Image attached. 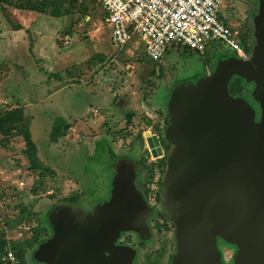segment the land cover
<instances>
[{
	"label": "rangeland",
	"instance_id": "1",
	"mask_svg": "<svg viewBox=\"0 0 264 264\" xmlns=\"http://www.w3.org/2000/svg\"><path fill=\"white\" fill-rule=\"evenodd\" d=\"M100 1L61 0L62 10L71 7L69 15L55 18L35 14L25 21L28 29L19 32L14 26L20 25V13L8 8L6 16L0 8V113L17 105L25 108L26 126L36 144L42 166V171L30 170L20 136H14L6 144L1 141L0 135V244L5 240L0 252L25 249V264H38L32 261L34 251L53 236V231L46 229V226L49 227L47 215L52 206L64 204L62 202L74 194L108 193L113 154L121 153V142L114 141L113 134H118L120 138L123 135L134 137L147 132L150 121L166 135L164 122L169 116L166 105L172 88L180 83H195L211 74L218 60L229 54L236 55L219 42H212L204 55L175 47L155 62L146 55L145 43L137 35L121 50L115 49L109 41V26L106 25V33L100 37L102 39L94 37V30L99 25L93 26V20L85 27H78L84 14L100 22L103 20L104 10ZM242 2L245 5H238V11L248 18V29L239 27L234 32L238 31L239 37L248 32L250 44L254 46L253 17L257 13V1ZM219 21L224 24L229 21L225 5L220 9ZM72 32H77L79 36L75 38L74 34L66 45L65 37L71 36ZM38 62H43L41 68L48 69V62L52 63V68L56 67L52 75L55 82L49 85L41 79L35 83L30 79V74L40 76L35 73ZM44 75L46 73L43 72ZM61 77L66 83L75 85L54 96L52 91L56 90L51 87L60 82L56 80H61ZM252 90L253 85L248 84L243 97L260 116L259 106L251 99ZM89 104L94 109L99 108L100 112L107 107L115 110L121 123L124 121L123 126H119L120 122L118 128L108 129L101 123L81 124L72 127L58 143L52 142L50 135L57 119L62 114L72 117ZM96 114L92 113L97 117ZM112 129H116L115 132L112 133ZM150 130L155 132L154 128L150 127ZM124 144L126 147L123 150L131 147L130 154L137 155V148ZM21 181L26 185L21 187ZM51 189L54 192L47 195L46 192ZM25 226L35 230L26 231L23 241L18 232ZM36 236L39 242L31 245L30 238ZM165 238L164 234L159 235L155 245L148 243L140 254L146 258L163 246ZM228 244L223 242L221 245L224 251L221 260L224 264H233L238 250Z\"/></svg>",
	"mask_w": 264,
	"mask_h": 264
},
{
	"label": "water",
	"instance_id": "2",
	"mask_svg": "<svg viewBox=\"0 0 264 264\" xmlns=\"http://www.w3.org/2000/svg\"><path fill=\"white\" fill-rule=\"evenodd\" d=\"M256 1L252 53L229 54L208 76L175 85L167 99L165 137L172 149L163 204L175 226L172 264H224L218 238L237 247L233 264H264V0ZM234 77L253 85L260 116L244 97L230 95ZM146 137L152 155H161L157 137ZM133 167L124 158L112 164L109 202L92 212L83 202L52 206L47 220L53 236L32 261L134 264L137 251L115 245L122 232L151 239L150 208L135 188Z\"/></svg>",
	"mask_w": 264,
	"mask_h": 264
},
{
	"label": "built area",
	"instance_id": "3",
	"mask_svg": "<svg viewBox=\"0 0 264 264\" xmlns=\"http://www.w3.org/2000/svg\"><path fill=\"white\" fill-rule=\"evenodd\" d=\"M101 5L112 29L111 45L115 49L121 50L137 35L145 43L146 55L155 62L178 46L204 55L212 42H219L241 58L248 56L237 33L219 21L223 0H101ZM88 21V17H82L79 24ZM70 41L66 36L65 44ZM20 185L26 184L21 181ZM53 192L51 189L46 194ZM29 229L21 228L18 237L22 238ZM0 261L21 264L13 249L0 252Z\"/></svg>",
	"mask_w": 264,
	"mask_h": 264
},
{
	"label": "flooded vegetation",
	"instance_id": "4",
	"mask_svg": "<svg viewBox=\"0 0 264 264\" xmlns=\"http://www.w3.org/2000/svg\"><path fill=\"white\" fill-rule=\"evenodd\" d=\"M247 3V2H246ZM245 5L242 0H226L223 5H225V10L228 13L229 21L226 24L232 28H239L247 30V19L245 15H240L238 11V5ZM222 5V6H223ZM247 12V11H246ZM237 21L236 23H233ZM236 33L239 32L236 31ZM227 51H231L229 48H225ZM151 129L155 126L151 125ZM149 127V128H150ZM147 132L141 133L134 137H129L127 135H123L121 138L119 136L115 137L112 135L114 141L121 142L120 154H113V159L111 162V166L118 159H130L132 165L134 166V185L138 192V195L145 202L146 206L150 208V215L147 219V223L151 232V239L146 242H142L139 240V237L134 232H122L118 239L115 241L116 246H129L137 251V255L133 261L134 264H172L173 257L176 253V238H175V226L172 222L166 219V207L163 204L164 197V179L167 169V159L171 151V144L167 141L163 130L159 131L155 130L152 132L150 129L146 130ZM146 133H150V136H156L158 139L159 146L162 150V154L154 157L148 148ZM117 138V139H115ZM130 138V139H129ZM126 143L128 146H132L133 148H137V155H131V147L130 149L123 150ZM151 143H155L154 140H151ZM126 147V146H125ZM133 152V149H132ZM111 182L113 180L114 171L111 170ZM110 182V185H111ZM103 188H106L102 185ZM111 186L107 188L110 189ZM106 188V189H107ZM103 190V189H102ZM106 195V196H104ZM104 195H94L90 193H85L84 195L74 194L64 200L62 203L64 204H75L80 199L83 200L81 202H85L87 204L86 211L92 212L95 208L101 207L106 202H109V193H105ZM80 202V201H79ZM50 228V226H46V229ZM30 228L29 230H31ZM32 230H35L33 228ZM50 230H52L50 228ZM39 232V229H38ZM164 234L165 242L163 246L154 250L152 254L148 255L146 258L140 254V250L148 247V243H152L155 245V242L158 241V236ZM23 241L25 239L22 238ZM31 240V238H30ZM27 241V240H26ZM223 241L218 238V247L220 254L224 257V251L222 249ZM228 244V243H226ZM229 245V244H228ZM234 250L237 248L235 245ZM228 248L232 249V247L228 246ZM19 249V248H18ZM25 250V249H24ZM232 264V263H231Z\"/></svg>",
	"mask_w": 264,
	"mask_h": 264
},
{
	"label": "trees",
	"instance_id": "5",
	"mask_svg": "<svg viewBox=\"0 0 264 264\" xmlns=\"http://www.w3.org/2000/svg\"><path fill=\"white\" fill-rule=\"evenodd\" d=\"M61 0H0V8L3 11V14L7 16L8 8H13L19 11H29L32 13L40 15H50L55 18L67 16L71 13V7L67 8L65 11L62 10ZM86 14L82 15L85 16ZM230 30L234 31V28L225 24ZM15 31L23 29L21 25L14 26ZM251 36L247 33H242L238 36L239 43L244 47L246 53L249 55L252 53L253 45L250 44ZM175 48V47H172ZM171 48V49H172ZM176 48H182L184 51L191 53H197L187 47L178 46ZM169 50L166 52V54ZM248 84L241 79L240 77H234L229 84V93L234 97H243L244 92L247 89ZM62 118L57 119L56 123L52 127L51 131V141L58 143L62 138H65L72 128L68 123H62ZM150 123V125H149ZM165 127L169 125V116H166ZM148 125L151 126L152 123L148 121ZM155 130L158 128L155 126ZM0 135L2 137L3 143H9L14 136H20L24 142L23 154L26 156L29 164L30 170L42 171V166L40 160L37 156V147L32 139L29 128L26 126V111L24 107L16 106L10 110H5L0 113ZM25 213V211H24ZM0 244V250H3V243ZM38 238L32 237L30 240L31 245L37 244ZM14 250V249H13ZM17 257L19 258L21 264H25V251L24 249H16ZM0 264H5L0 261Z\"/></svg>",
	"mask_w": 264,
	"mask_h": 264
},
{
	"label": "crops",
	"instance_id": "6",
	"mask_svg": "<svg viewBox=\"0 0 264 264\" xmlns=\"http://www.w3.org/2000/svg\"><path fill=\"white\" fill-rule=\"evenodd\" d=\"M100 4H101V1H100ZM17 11L20 13V16L19 17L21 18V21L19 22V24L23 28L21 30H18V32L19 31H26L28 29V25L26 24L25 21L27 19H29L30 17H32V16L34 17V15L36 13H32V12H29V11H19V10H17ZM37 15L41 16L40 14H37ZM83 17H88L89 18V21L87 23L83 24V25H80L79 24L80 23V20H81L80 19L79 22H78V27H85L86 24L91 23L92 20H93L92 21L93 22L92 23L93 26H95V27H97L98 25L101 26V27L98 26L97 29L94 30L97 33L98 31H100L102 29V31L100 33L99 32H98V34L95 33L94 34V37H97L98 36V38H100L101 36H104L105 33H106V25L110 27V25L107 24V22L105 21V12H104L103 20L101 22L98 19L94 20L90 15H87V14L85 16H83ZM110 29H111V27H110ZM74 34H76V37L75 38H77V36H79L77 32H75V33L72 32V35L71 36L68 35V36L70 38H72ZM111 34H112V29H111L110 37H109L110 43H111ZM100 39H102V38H100ZM66 45H68V44H66ZM74 58L77 59L75 56H74ZM40 61H44V60L42 58H40ZM48 63L52 64L51 62H48ZM42 64H43V62H38V70L35 72V73H38L41 77L38 76L37 74L36 75L35 74H30V72L28 73V76L30 74V79H33L34 83L37 82L39 79H41L42 81L47 82L50 85L51 82H55V79L52 78V75L54 74V69L56 67L54 66L52 68V65L47 64L48 69H46L45 67H42L41 68L40 65H42ZM129 67H131V66H129ZM20 68H23V67L20 66ZM43 72L46 73V75L42 76L43 75ZM37 77H39V78H37ZM62 77H61V80H56V81H60V82H58L57 84H55V85H53L51 87L54 90H56V91H52V94L54 93V96L57 95V94H60L63 91H65V89L71 88V87H73L75 85V84H68V83H66V80H62L63 79ZM51 78H52V81L50 80ZM80 84L83 85L84 83L80 82ZM91 104L86 105L85 108H83L81 111L75 113V115H73L72 117H70L68 115H63L62 114L60 116V118H63L65 121H67L68 124L71 127L80 126L81 124H82V126L83 125L85 126L87 123H94V124H100L101 123L102 125L106 126L107 129L109 127H115V128L117 127L118 128L119 126H123L124 121H123V123H121L122 121L118 119L119 115L115 112V110L110 109V107H107L106 109H103V112H100L99 108L98 109H94V107ZM94 112L97 113L96 114L97 117H95V116L92 115V113H94ZM89 115H90V118H87ZM94 117H95V119H94ZM119 122L121 124L119 126H117ZM115 130L116 129H112L111 130L112 133H113V131L115 132ZM111 131L109 132V135H111ZM113 135L115 137L119 136L118 134H113ZM115 139H117V138H115Z\"/></svg>",
	"mask_w": 264,
	"mask_h": 264
}]
</instances>
